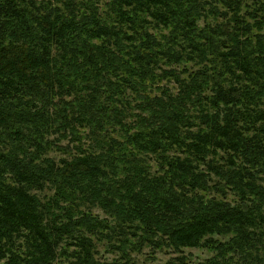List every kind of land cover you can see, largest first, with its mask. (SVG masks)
<instances>
[{"label":"trees","instance_id":"trees-1","mask_svg":"<svg viewBox=\"0 0 264 264\" xmlns=\"http://www.w3.org/2000/svg\"><path fill=\"white\" fill-rule=\"evenodd\" d=\"M0 264H264V0H0Z\"/></svg>","mask_w":264,"mask_h":264},{"label":"rangeland","instance_id":"rangeland-1","mask_svg":"<svg viewBox=\"0 0 264 264\" xmlns=\"http://www.w3.org/2000/svg\"><path fill=\"white\" fill-rule=\"evenodd\" d=\"M184 250L185 252H192L193 254L198 255V256H204L207 254V252L201 248H185ZM156 257L158 260L160 259L163 260V259H166L168 255L162 252V253H158Z\"/></svg>","mask_w":264,"mask_h":264}]
</instances>
